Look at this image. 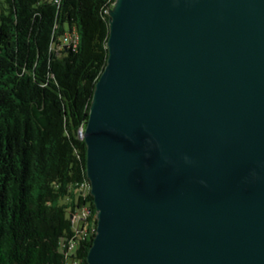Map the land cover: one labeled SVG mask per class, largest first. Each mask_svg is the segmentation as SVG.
<instances>
[{
  "label": "water",
  "instance_id": "water-1",
  "mask_svg": "<svg viewBox=\"0 0 264 264\" xmlns=\"http://www.w3.org/2000/svg\"><path fill=\"white\" fill-rule=\"evenodd\" d=\"M80 137L87 264H264V0H115Z\"/></svg>",
  "mask_w": 264,
  "mask_h": 264
},
{
  "label": "trees",
  "instance_id": "trees-1",
  "mask_svg": "<svg viewBox=\"0 0 264 264\" xmlns=\"http://www.w3.org/2000/svg\"><path fill=\"white\" fill-rule=\"evenodd\" d=\"M114 1L0 2V264H87L96 210L78 191L88 180L80 133L107 63ZM84 208L76 231L87 238L67 256L60 242L76 235L72 217Z\"/></svg>",
  "mask_w": 264,
  "mask_h": 264
},
{
  "label": "built area",
  "instance_id": "built-area-1",
  "mask_svg": "<svg viewBox=\"0 0 264 264\" xmlns=\"http://www.w3.org/2000/svg\"><path fill=\"white\" fill-rule=\"evenodd\" d=\"M62 44L66 47H74L73 33L66 35L65 38H63L62 40ZM85 210L84 212H80L76 216L72 217L73 224L75 225L74 232H76V235L74 237L69 238L68 242L66 243L65 254L67 256L73 255V249L77 248L78 240L82 239V229L84 228L80 229L79 231H76V228L79 227L81 223H83V214L85 213Z\"/></svg>",
  "mask_w": 264,
  "mask_h": 264
},
{
  "label": "bare ground",
  "instance_id": "bare-ground-1",
  "mask_svg": "<svg viewBox=\"0 0 264 264\" xmlns=\"http://www.w3.org/2000/svg\"><path fill=\"white\" fill-rule=\"evenodd\" d=\"M73 37H74V46H75V44H76V40L78 39V37L76 36V35H74L73 34ZM90 182L87 180V181H83V182H81L80 184H78L77 186H78V191L82 194V195H87V193H89L90 192ZM83 196V197H84ZM81 210V209H80ZM79 210V211H80ZM84 210H85V208L81 211V212H84ZM78 211V212H79ZM87 214H88V211H87V209L85 210V213L83 214V221H85L86 219H88V218H86L87 217ZM87 224V223H86ZM91 229V228H90ZM95 231H96V228H94V234H95ZM87 230H86V228H84V229H82V239L86 236V238H87ZM80 240H78V242H79ZM68 242V239H64L63 241H61L60 242V251H62V252H64L65 253V250H66V243ZM78 242H77V245H78ZM76 248H74L73 249V254H74V250H75Z\"/></svg>",
  "mask_w": 264,
  "mask_h": 264
},
{
  "label": "rangeland",
  "instance_id": "rangeland-1",
  "mask_svg": "<svg viewBox=\"0 0 264 264\" xmlns=\"http://www.w3.org/2000/svg\"><path fill=\"white\" fill-rule=\"evenodd\" d=\"M3 1V0H0V2Z\"/></svg>",
  "mask_w": 264,
  "mask_h": 264
}]
</instances>
